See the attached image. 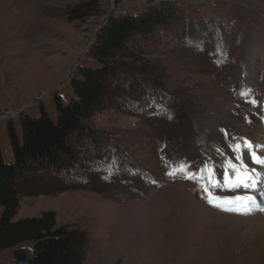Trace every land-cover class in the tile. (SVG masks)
Returning a JSON list of instances; mask_svg holds the SVG:
<instances>
[{
	"label": "rangeland",
	"instance_id": "rangeland-1",
	"mask_svg": "<svg viewBox=\"0 0 264 264\" xmlns=\"http://www.w3.org/2000/svg\"><path fill=\"white\" fill-rule=\"evenodd\" d=\"M82 1L0 0L7 163L15 160L9 126L22 139V116L57 115V97H72L78 70L96 66L91 47L111 16L170 1L184 10H165L168 31L133 37L127 49L156 66L160 78L148 89L158 95L141 108L112 78L88 129L71 138L75 177L30 179L15 220L54 211L59 226L87 237L81 264H264L253 222L264 219V0H101L100 16L70 20ZM98 140L125 166L85 162ZM238 191L259 203L227 207Z\"/></svg>",
	"mask_w": 264,
	"mask_h": 264
},
{
	"label": "trees",
	"instance_id": "trees-1",
	"mask_svg": "<svg viewBox=\"0 0 264 264\" xmlns=\"http://www.w3.org/2000/svg\"><path fill=\"white\" fill-rule=\"evenodd\" d=\"M122 1L116 0L117 3ZM165 10L179 13L184 8L170 1L150 6L139 14L111 16L101 27L91 47L90 54L96 60V66H84L78 70V75L71 81L72 97L66 104L57 97V115L51 117L42 111L37 117L22 116V139L14 126H9L15 160L7 163L0 150V264L82 263L87 237L68 226H59L54 211L15 220L20 209V189L24 190V185L30 179L41 176V173L53 176L62 172L64 179H69L70 173H73L75 177L78 170L67 166L73 161L67 162L72 152L71 138L75 133L88 129L91 120L104 105L112 78H122L123 85L117 86L118 94L128 88L129 95L138 103L135 105L141 108L142 103H151L150 98L158 95L156 90L148 89V86H155L156 79L160 78L156 66L146 60L142 53L128 54L127 49L131 47L133 37L143 36L147 39L155 32L168 31L166 24L170 16ZM101 13V0H84L71 7L67 16L72 21H84ZM190 34L192 39H202L191 31ZM152 42L157 43V40ZM136 73L152 80L145 82L132 75ZM126 78L128 81H125ZM124 84L127 88L123 87ZM100 141L92 145L91 152L94 153L85 162L94 165L111 160L110 153L103 151L104 146ZM117 156L114 154L110 162H115ZM121 159L114 163L116 167L125 166V157ZM27 245L30 250L25 247Z\"/></svg>",
	"mask_w": 264,
	"mask_h": 264
},
{
	"label": "bare ground",
	"instance_id": "bare-ground-1",
	"mask_svg": "<svg viewBox=\"0 0 264 264\" xmlns=\"http://www.w3.org/2000/svg\"><path fill=\"white\" fill-rule=\"evenodd\" d=\"M250 200H252V199L247 198V201H250ZM241 202H243V201H241ZM236 204L237 203H234V202H226L227 206L236 205ZM253 222H255V224L257 225V233L260 231L259 234H261V237H262L260 240L263 243V241H264V219L258 215L256 218L253 219ZM260 248H261L260 254L264 255V244H262V246Z\"/></svg>",
	"mask_w": 264,
	"mask_h": 264
},
{
	"label": "built area",
	"instance_id": "built-area-1",
	"mask_svg": "<svg viewBox=\"0 0 264 264\" xmlns=\"http://www.w3.org/2000/svg\"><path fill=\"white\" fill-rule=\"evenodd\" d=\"M193 3H195V4H199L198 2H193Z\"/></svg>",
	"mask_w": 264,
	"mask_h": 264
}]
</instances>
